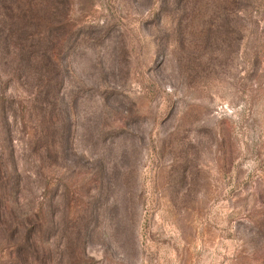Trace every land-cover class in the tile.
Returning a JSON list of instances; mask_svg holds the SVG:
<instances>
[{
  "label": "rangeland",
  "instance_id": "obj_1",
  "mask_svg": "<svg viewBox=\"0 0 264 264\" xmlns=\"http://www.w3.org/2000/svg\"><path fill=\"white\" fill-rule=\"evenodd\" d=\"M30 1L0 4V264H264V0Z\"/></svg>",
  "mask_w": 264,
  "mask_h": 264
},
{
  "label": "trees",
  "instance_id": "obj_2",
  "mask_svg": "<svg viewBox=\"0 0 264 264\" xmlns=\"http://www.w3.org/2000/svg\"><path fill=\"white\" fill-rule=\"evenodd\" d=\"M2 1L3 0H0V4L2 3ZM11 1L19 2L20 0H11ZM48 1H50V0H31L28 4H25V3L23 4V6H24L23 9L17 10V9H19V8H17L16 10L15 9H13V10L17 13H21V15H23V17H25L26 19H29V18L33 17V10H34V7L36 8V6L41 5L42 8L45 10L44 12H46L47 10L50 11ZM47 4H48V9H47Z\"/></svg>",
  "mask_w": 264,
  "mask_h": 264
}]
</instances>
